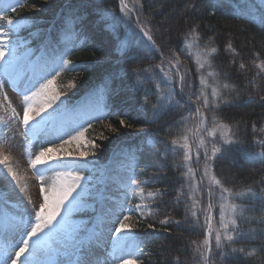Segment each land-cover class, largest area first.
Masks as SVG:
<instances>
[{"label":"trees","instance_id":"trees-1","mask_svg":"<svg viewBox=\"0 0 264 264\" xmlns=\"http://www.w3.org/2000/svg\"><path fill=\"white\" fill-rule=\"evenodd\" d=\"M34 2L35 7H32V0H21L19 5L14 4L16 12L6 13L13 18L31 20L32 26L22 30V35L27 37L29 31L36 29L52 31L54 26L59 30L62 17L67 16L68 0ZM78 2L73 0L74 4ZM125 2L129 9L134 5L139 9L142 5L143 11H133L129 19L120 11L119 0H90L87 28L83 31L70 29L65 33L69 46L73 42L82 45L66 59L73 62L87 61L90 67L88 70H72L70 66H65L56 78L55 87L69 93L68 103L72 105L89 103V96L95 93L100 105L106 106L105 111L113 113L108 118L93 122L85 133L82 150L95 151V158L89 157L92 164L84 170V175H99L101 171H107L108 167L123 162L135 165L138 173L135 176L143 185L144 195L118 184L112 187V192L117 196L125 193L131 204L148 206L143 216H137L136 212L131 214L130 222L136 224L139 220L140 223L137 224L134 238L128 239V249L132 252L128 258L133 259L135 264H175V259L179 257L182 264H196L195 246L191 242H203L211 219L213 242L218 230L217 199L210 200L207 192L210 188L215 191L213 178H227L229 183L226 187L244 194L238 202L242 208H252L244 213L245 219L238 221L240 227L251 230L252 234L232 245L243 247L245 251L243 254H232L228 264H264V235L261 234L264 224L258 219L264 215L260 210L259 199L264 190V183H261L264 165L249 156L250 152L255 151L251 141L264 128V73L261 75L254 63L255 58L264 61V0ZM192 5H195L194 9ZM137 15L142 22L147 21L146 27L155 34L159 52L155 49L149 51L151 46L136 27ZM101 16L115 31H105L103 24L91 22ZM190 39L199 41L210 52L212 81L219 90L217 97H235V102L225 107L223 112L213 113L201 106L207 117L203 121L195 113V107L198 106L196 97L192 96V103H186L189 94L202 92L203 85L202 71L197 61L186 51L185 44ZM128 40L139 43L143 59L130 63L116 57L113 44ZM37 44L39 41L33 47ZM229 44L232 45V51L228 50ZM160 52L171 60L173 66L170 68L165 64L163 71L167 77L155 67L160 64ZM173 55L175 59H171ZM241 64L245 65L243 69ZM140 69H146L147 72L137 75L133 71ZM185 71L188 73L187 87L176 96L182 107L175 108L156 124L144 123L142 116H137L140 104L146 100L150 110L158 98L163 99L171 91L172 85L168 81L172 79H175L176 92L179 93V76ZM107 73H118L123 78L115 81L114 91L109 94L104 91ZM134 81L142 85L139 91L132 88ZM69 84L75 87L68 89ZM156 84H160L159 89L154 88ZM116 85H120L119 92L115 91ZM153 92L156 94L152 95ZM206 96L213 102L217 99ZM214 115L216 118L213 121ZM119 120L130 123L132 127L121 126ZM112 128H116L117 132L113 133ZM229 140H239L240 143L229 144ZM89 141L92 143L89 144ZM213 141L216 146L223 148L225 155L204 175L203 156L197 161L196 152L202 154L206 149L210 151ZM185 154L189 155L188 161L184 160ZM93 165L95 171H92ZM157 190L164 195L153 199L149 193ZM178 195L180 202L176 203ZM209 203L214 207L209 209ZM189 208L197 212L201 225L205 223L207 215L208 223L203 228L198 225L195 231L192 230L188 222L191 216ZM166 217L182 223L161 225L160 221ZM150 223L154 224L153 229L147 227ZM213 251L216 249L213 248ZM216 264H220L219 258Z\"/></svg>","mask_w":264,"mask_h":264},{"label":"snow or ice","instance_id":"snow-or-ice-1","mask_svg":"<svg viewBox=\"0 0 264 264\" xmlns=\"http://www.w3.org/2000/svg\"><path fill=\"white\" fill-rule=\"evenodd\" d=\"M20 3L21 0H0V93L4 102L0 107L6 105L7 109H10L7 119L0 117V124L7 129H12L14 125L17 128L22 126L20 136L23 141H27L28 146L26 164L28 169L35 173L34 181L38 184L40 201L36 203L25 195L26 185L22 183L8 156L0 158V180L5 181L8 189L16 194L15 203H9L11 198L0 194V264H135L133 259L126 258L132 255L126 241L134 238L135 229L140 223L139 220L136 224L131 223V214L136 212L137 216H143L144 209L148 206L133 205L127 197H116L112 187L117 184V177L106 170L101 171L99 175H84V170L89 169L92 164L89 157L95 158V151L82 150L85 131L92 127L93 122L108 118L113 113L105 111L106 106L100 105V99L95 93L89 96V103L72 105L68 103L69 93L55 87L56 78L64 71L65 66H70L72 70H88L90 67L87 61L73 62L66 59L82 45L73 42L69 46L65 37V33L70 29L78 28L83 31L87 28V8L90 0H79L75 4L73 0H68L67 16L62 17L59 30H56L55 26L52 31L36 29L29 31L27 37L22 35V30L32 26L31 20L24 17L13 18L6 14L9 11L16 12L17 8L13 5ZM119 5L120 11L129 19L133 11H143L142 5L139 9L135 5L129 9L125 0H119ZM32 7H35L34 0ZM192 7L194 9L195 5ZM91 22L103 24L105 31H115L105 22L103 16ZM146 24L147 21L142 22L137 15L136 27L151 46L149 51L155 49L159 52L155 34ZM36 41H39V44L33 47ZM113 48L116 57L122 58L124 62L135 63L136 60L144 58L139 43L134 44L132 40L114 43ZM228 50H233L231 44L228 45ZM160 58V64L155 67L167 77L163 69L165 64L173 67L171 60L166 58L163 52H160ZM171 59H175V56ZM240 67L243 69L245 65L241 64ZM258 67L264 69V61H261ZM133 71L137 75L147 72L146 69ZM106 76L104 91L109 94L114 91L115 81L123 78L119 77L118 73H107ZM187 78L186 71L179 76V93L176 92L175 79L168 81L172 85L171 91L166 93L163 99L158 98L150 110L145 100L140 104L137 116H142L144 123L152 125L172 113L175 108L182 107L176 96L184 92ZM9 84L22 95V100L17 106L12 104L6 91ZM67 87L72 89L75 85L69 84ZM141 87L142 85L135 81L132 84V88L137 91ZM154 88L159 89L160 84H156ZM119 90L120 85H116L115 91ZM151 94L155 95L156 92ZM192 96H195L198 102L195 113L202 121L207 117L201 106L206 111L217 113L223 112L225 107L235 102V97H217L213 102L201 92L189 94L186 103H192ZM212 96L216 97L215 90ZM215 118L214 115L213 121ZM119 124L125 128L132 127L124 120H119ZM253 128L255 129V125ZM112 131L116 133L117 129L112 128ZM91 143L89 141V144ZM227 143L236 144L240 141L229 140ZM211 144L210 151L206 149L202 154L200 151L196 152L197 161L203 156L204 175H207L216 161L225 155L223 148L216 146L215 141ZM251 147L255 151L249 153L250 158L264 165V128H261L260 135L251 141ZM24 155L22 151L21 156ZM132 155L135 156L136 153ZM189 159V155L185 154L184 160ZM92 171H95L94 165ZM130 171L133 175L138 174L134 164L130 166ZM48 173H52L50 182L46 180ZM120 180L122 182L123 178ZM213 180L215 191L210 188L207 195L210 200L218 198L223 201L219 205V230L214 234V242L211 231L205 235L202 243L196 240L191 242L195 246L196 264H216L217 258L220 264H228V258L232 254H243L245 251L243 247L236 248L232 245L244 238L245 234L240 230L238 221L245 219L244 213L252 208H241L240 205L228 202L230 198L244 194L226 187L229 183L227 178ZM129 183L139 187L134 179L129 178ZM261 183H264V178ZM149 195L155 199L162 197L164 193L157 190ZM259 199L260 210L264 212V190ZM175 202H180L179 195ZM208 207L211 209L214 205L209 203ZM192 208L188 209L191 213L188 222L195 231L198 225L203 228L208 220L206 215L205 223L199 224V216ZM238 208L239 215L236 214ZM258 219L264 224V215ZM170 223L179 225L182 222L172 221L168 217L160 221L161 225ZM147 227L153 229L155 226L150 223ZM261 234L264 235V230ZM213 248L216 251H213ZM140 252L142 255V250ZM175 264H182L179 257L175 259Z\"/></svg>","mask_w":264,"mask_h":264},{"label":"rangeland","instance_id":"rangeland-1","mask_svg":"<svg viewBox=\"0 0 264 264\" xmlns=\"http://www.w3.org/2000/svg\"><path fill=\"white\" fill-rule=\"evenodd\" d=\"M263 2V0H260ZM186 51L189 52L193 58L197 61L198 67L202 71V93L204 95H210L212 96L213 90L216 92V97L219 95V90L215 86V84L212 81L213 76V64L210 57V52L207 50L203 44L199 43V41L196 40H188L185 44ZM254 63L256 64L257 68L260 69L261 75L264 73V69L258 67V65L261 63V60L255 58ZM6 91L8 93L9 98L12 100V104L14 106H17L20 101L22 100V95H20L17 91L13 89V87L9 84L6 87ZM213 97V96H212ZM214 97V98H216ZM3 102V95L0 93V104ZM19 110V109H18ZM10 109H7V106L0 107V117H4L7 119ZM23 131L22 126L17 128L15 125L12 129H7L0 124V158L3 156H8L10 162L12 163V166L14 169H16L21 177L22 183L26 185V196H29L32 198V200L36 203H39L40 197L38 194V184L34 181L35 173L31 172L30 169H28L26 164L27 159V141H23V138L20 136V132ZM84 140H85V134H84ZM75 146V145H73ZM24 152L25 155L22 157L21 152ZM111 175L117 177V180L119 184L125 186H131L134 188V190L137 193H143L142 186L139 184V187H136L135 185H132L129 183V178L134 179V175L131 173L129 167H123V166H117L116 168H112L108 171ZM52 173H48L46 175V180L50 182ZM120 178H123L122 182ZM135 180V179H134ZM0 194H3L6 198H11V200L15 203L16 202V194L12 192L10 189H8L7 184L5 181L0 180ZM242 196L230 198L228 201L229 203H235L237 205H240L242 208V205L239 204V199H241ZM223 203V201H220L217 198V210L216 212L219 215V205ZM240 209H237V215H239ZM218 230H219V222L217 223ZM213 226H215V222H213ZM240 227V226H239ZM217 230V231H218ZM240 230L245 234L244 237H247L248 234L251 235V230L248 231L245 227H240Z\"/></svg>","mask_w":264,"mask_h":264}]
</instances>
